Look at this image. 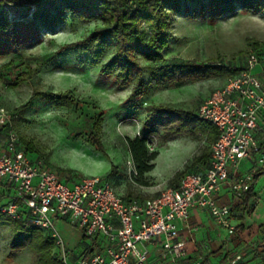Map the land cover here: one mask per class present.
I'll return each instance as SVG.
<instances>
[{"label":"rangeland","instance_id":"obj_1","mask_svg":"<svg viewBox=\"0 0 264 264\" xmlns=\"http://www.w3.org/2000/svg\"><path fill=\"white\" fill-rule=\"evenodd\" d=\"M31 7L30 0L6 4L10 18L15 20H23ZM48 15L37 21L40 34H30L23 28L20 33L27 34L22 37L11 30L0 33V102L11 118L2 121L11 123L20 137L21 148L29 156L42 160L65 182L72 185L85 176H98L111 182L125 197L158 195L172 186L177 173L194 170L198 157L210 149L204 135L196 136L184 128L176 127L172 138L164 127L150 132L144 125L150 110L156 105L198 110L201 98L223 86L234 75L231 68L243 67L249 53L259 51L264 56V16L240 8L219 13L211 10L208 2L204 8L199 3H185L182 12L176 14L167 57L173 61L226 65L230 71L180 87H153L148 83L150 68L143 61L146 91L141 100L131 99L133 84L121 87L114 76L100 72L115 54L116 45L111 43L101 60H95L85 45L63 48L101 26V18L83 19L68 9L60 22L51 25ZM35 89L49 94L32 100ZM67 91L72 92L78 104L66 107L57 102L58 96L54 95ZM30 100L28 108L17 110ZM100 114L104 120L101 137L94 139L89 132ZM136 135L147 136L150 149L160 152L155 168L147 174L148 185L137 182L132 171L134 163L127 139ZM242 166L250 168L249 160L245 159ZM255 187L261 200L249 220L264 221V175ZM0 194L1 204V197L7 200L16 190L5 194L0 188ZM57 224L70 248H79L80 230L64 219ZM236 226V234L230 235L237 240L229 254L231 264H264V251L257 247L262 240L258 223ZM14 236L13 224L0 219V264H36V254L30 247L11 255Z\"/></svg>","mask_w":264,"mask_h":264},{"label":"built area","instance_id":"obj_2","mask_svg":"<svg viewBox=\"0 0 264 264\" xmlns=\"http://www.w3.org/2000/svg\"><path fill=\"white\" fill-rule=\"evenodd\" d=\"M199 116L215 124L220 135L211 148L209 166L187 171L178 186L154 197H125L113 184L98 176H85L69 184L42 160H33L20 146V137L3 118L10 120L0 102V129L8 128L0 143V183H9L16 194L2 208L18 219L27 209L32 225L44 228L56 242L59 257L73 264L71 251L57 221L64 219L84 232L98 248L83 253L77 264H146L147 243L160 240L165 254L177 259L187 255L179 221H188L197 207L205 209L235 235L232 203L220 202L217 194L225 184L233 196L242 198L254 174L264 165V59L253 51L244 68L230 76L200 105ZM10 122V121H9ZM250 168L241 172V163ZM134 173L136 171L132 170ZM199 257L187 264H204Z\"/></svg>","mask_w":264,"mask_h":264},{"label":"trees","instance_id":"obj_3","mask_svg":"<svg viewBox=\"0 0 264 264\" xmlns=\"http://www.w3.org/2000/svg\"><path fill=\"white\" fill-rule=\"evenodd\" d=\"M15 1L18 0H0V33L11 30L13 33H17L18 37H22L27 34L26 32L20 33V29L23 28L30 30L28 31L30 34L36 32L40 34V28L37 25L38 19L49 14L48 23L54 25L60 22L61 16L68 9L78 12L83 19L92 20L96 16L100 17L101 26L82 40L67 43L63 48L85 45L92 50L95 60H101L111 43L116 45L115 54L102 65L100 72L102 75L114 76L121 87L133 84L130 98L138 100H141L146 91L143 61L150 68L148 83L153 87H180L188 82L203 80L230 71V67L226 65L173 61L167 57L166 53L171 48L176 14L182 12L183 4L194 2L204 8L208 2L211 10L219 13H224L230 8L233 10L240 8L242 11L264 16V0H30L32 7L28 15H25L23 20L22 18L15 20L10 18L9 10L6 8L7 3ZM243 68L244 66H234L230 72L236 74ZM44 94L48 95L49 93L35 89L32 100ZM54 96H58L57 102L60 105L72 107L78 104L71 91ZM32 100L19 106L17 110L22 111L28 108ZM198 111L199 109L184 110L156 105L150 110L144 125L150 132H153L155 127L167 128L170 138L174 137L173 133H175L176 127L184 128L196 136L204 135L210 144V149L198 157L197 161L207 160L209 154L211 155L213 143L219 138L220 131L215 124L202 119ZM95 120V125L90 128L89 135L94 139H100L103 115L100 114ZM127 141L136 171V173L133 172L135 180L140 184H150L147 174L155 168V160L160 152L150 149L147 136L136 135L128 137ZM30 157L33 160L37 159V157ZM183 173L184 171H181L174 176L171 181L172 186H178ZM263 175L264 165L260 166L254 174L252 186L242 196L243 202L236 206L238 211L243 212V215L239 216L240 218H245V212L252 215L256 210L260 197L255 192V184ZM3 206H0V219L10 221L15 230V236L11 243L12 256L15 255V252L30 247L36 254V264H66L59 257L57 250L55 251L56 242L51 235L44 228L29 222L30 215L27 209H23L21 217L15 219L2 211ZM259 232L262 235V240L257 247L259 246L264 251V222L259 225ZM84 237L86 238L85 235ZM93 250L91 247L90 252Z\"/></svg>","mask_w":264,"mask_h":264},{"label":"crops","instance_id":"obj_4","mask_svg":"<svg viewBox=\"0 0 264 264\" xmlns=\"http://www.w3.org/2000/svg\"><path fill=\"white\" fill-rule=\"evenodd\" d=\"M211 94V93H210ZM205 95L201 98L202 102L210 95ZM201 102V103H202ZM6 130V129H5ZM2 128L0 129V143L4 145L6 142V135L7 132ZM21 147V146H20ZM210 153V152H209ZM211 155L207 160H201L198 162V166L194 168V170H204L210 164ZM243 163V162H242ZM241 163V172L248 171L249 168H243ZM0 188L2 192L6 194L9 190H15V188L9 183H0ZM255 192L259 196L260 193ZM2 196V194H0ZM8 198L4 200L1 197V206L9 202L11 199ZM137 197V196H131ZM217 199L220 202H229L232 203L233 213L235 214L234 223L236 225L245 226L248 222L253 223L257 222L258 225L263 223L264 221L258 218L255 220H249L252 215L248 213H244L245 218L242 219L239 216L243 215V212L238 211L236 206L243 202V198H235L231 192L230 185L225 184L221 191L217 194ZM261 200V199H260ZM260 203V201H259ZM259 205V204H258ZM257 205V207H258ZM257 209V208H256ZM255 210L254 213H256ZM58 222V221H57ZM180 227V234L181 238L186 241L187 247V255L186 257L182 258V260L173 257L171 254H165V251L161 245L160 240H154L147 243V249L149 251L148 254V261L146 264H187L188 262L194 261V259L199 257H204L207 260V264H218L219 261L225 262V264H231L232 260H230V251L235 247L237 244L236 237H231L228 235L227 229L222 226V224L211 216L209 212L201 207H197L191 213V216L188 221H179ZM77 229H79L77 227ZM82 236L78 242L79 248L71 249L68 245L67 247L71 251V261L73 264H77V258L80 254L83 253H94L98 250V248L88 239L84 237V232L79 229ZM65 239V238H64ZM94 249L90 252V248ZM177 261V262H176Z\"/></svg>","mask_w":264,"mask_h":264}]
</instances>
